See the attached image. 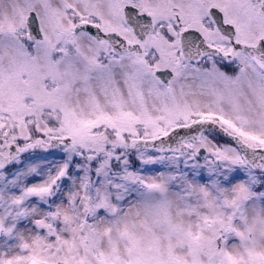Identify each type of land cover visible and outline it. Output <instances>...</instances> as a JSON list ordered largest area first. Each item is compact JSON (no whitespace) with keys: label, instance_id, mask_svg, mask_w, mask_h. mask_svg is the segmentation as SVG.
<instances>
[{"label":"snow or ice","instance_id":"snow-or-ice-1","mask_svg":"<svg viewBox=\"0 0 264 264\" xmlns=\"http://www.w3.org/2000/svg\"><path fill=\"white\" fill-rule=\"evenodd\" d=\"M0 264H264V0H0Z\"/></svg>","mask_w":264,"mask_h":264}]
</instances>
